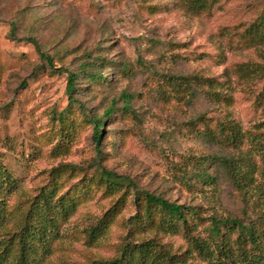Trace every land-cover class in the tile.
<instances>
[{
	"label": "rangeland",
	"instance_id": "1",
	"mask_svg": "<svg viewBox=\"0 0 264 264\" xmlns=\"http://www.w3.org/2000/svg\"><path fill=\"white\" fill-rule=\"evenodd\" d=\"M196 1L0 0V173L11 184L0 238L12 256L42 192L54 228L40 264L110 259L148 239L167 253L158 264L239 263L253 254L242 232L211 229L227 214L264 246V0ZM58 67L77 75L69 108ZM101 168L181 205L184 222L132 188H106Z\"/></svg>",
	"mask_w": 264,
	"mask_h": 264
},
{
	"label": "trees",
	"instance_id": "2",
	"mask_svg": "<svg viewBox=\"0 0 264 264\" xmlns=\"http://www.w3.org/2000/svg\"><path fill=\"white\" fill-rule=\"evenodd\" d=\"M196 2H200L199 0ZM13 23H9L10 32L13 31ZM24 40L30 43L34 50L37 52L40 59L45 60L48 63L50 62L49 55L43 52L40 49L39 44L32 37H26ZM55 71L59 74H64L65 76V86L64 93L66 95V105L65 108H69L76 103L74 94V84L76 79V73L69 71L66 68L58 67ZM185 85L186 81H182L177 85ZM179 88V87H178ZM124 102L123 108L128 109L127 95H123ZM126 98V99H125ZM111 113V109L108 108L105 110L104 115L108 116ZM62 118V117H59ZM89 122L92 124V135L93 138L97 141L99 139V125L100 118L89 119ZM233 144L238 140L237 129L232 126L229 129V134L226 137ZM232 160L230 164V173L234 179V182L238 188H242L245 182H249L245 170H236L233 167L235 160ZM100 174L98 177L99 183L104 185L108 189H115L119 186H124L126 189L132 188L134 192L142 196L143 202L145 205H158L167 211V214L174 216L176 219H180L184 222L185 211L181 205L168 202L160 196H156L147 190L138 189L129 179L118 175L112 171L100 169ZM0 176V231L2 230L5 224V217L7 215L5 211V200L2 193L10 192L11 184L8 180L9 177L5 171H2ZM5 176V178H1ZM261 184L264 188V177L262 178ZM4 189V190H2ZM51 202L49 200V195L46 192H42L36 196V198L29 204L26 209L22 222L19 224L17 232L15 233L16 241V253L11 255V243L4 242L0 238V264H40L38 259L37 249H42L48 238L52 237L53 232V220L49 217V212L51 209ZM55 208V207H53ZM264 217V214H262ZM211 229L214 234H218L219 228L218 224H225L229 228H238L243 236L248 240L252 246L253 254L246 255L241 254V260L237 263L235 260L228 255V262L230 264H264V246L261 244L260 237L257 234V231L252 227V225H242L239 220L229 214H227L223 219H218L212 217L210 219ZM99 225V223H98ZM98 225L96 229H98ZM88 240L94 241L95 233L94 230L88 232ZM201 249V245L197 244ZM167 257L166 251L160 248V245L155 243L152 239L141 241L138 244H130L128 242L124 243L117 256L110 259H93L88 264H158L159 261H162Z\"/></svg>",
	"mask_w": 264,
	"mask_h": 264
}]
</instances>
